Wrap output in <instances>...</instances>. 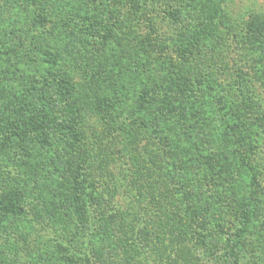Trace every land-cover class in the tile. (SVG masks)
Returning <instances> with one entry per match:
<instances>
[{"label": "rangeland", "instance_id": "1", "mask_svg": "<svg viewBox=\"0 0 264 264\" xmlns=\"http://www.w3.org/2000/svg\"><path fill=\"white\" fill-rule=\"evenodd\" d=\"M257 20L264 0H0V264H167L171 249L188 251L178 264H264ZM63 78L78 146L37 129L63 116ZM174 86L190 107L158 121L151 98ZM146 178L189 240L145 205Z\"/></svg>", "mask_w": 264, "mask_h": 264}, {"label": "trees", "instance_id": "2", "mask_svg": "<svg viewBox=\"0 0 264 264\" xmlns=\"http://www.w3.org/2000/svg\"><path fill=\"white\" fill-rule=\"evenodd\" d=\"M31 5L35 6L36 5V0H31ZM259 20H257L256 22H248L247 25V32L249 34L250 37V41L253 44L254 47L256 48H260L262 46H264V23L263 22H258ZM190 38L188 40H185V44L183 47H181V53L183 55V57H193L195 54L198 53L199 49L202 47L203 45V33L201 28H198L196 26H194L193 28H191L190 34H189ZM193 45H197V52H193L191 51L190 47ZM191 74V72L189 73V75ZM188 76L189 78L192 79V81L195 80L196 76ZM190 89H193L192 87ZM209 92V102H215V104H217L220 99L217 98L218 97V89H216L214 86H210L208 88ZM181 91H183V94H186V90H179L176 86L171 87V90L168 91H164V93L162 95H157L153 98H151V102L153 103L154 107V112L158 117V121H162L164 119L169 118L173 115H179L181 112L184 113L189 106L190 101L186 98V95L183 97L181 96ZM197 92L196 90H194V95L197 98L198 95H196ZM60 102V108L59 111L63 112V116H60V118L55 117L54 121L53 119L50 117V115H48V113L46 112V116L44 118H41L40 120L43 119L42 124H38L37 125V129H42V130H47V129H52L53 126L55 127V130L60 133L61 135H66L68 137H70L71 139H73L72 143L76 146H78V144L81 141V134L79 133L78 129H77V125L74 123L75 119L73 118L74 114L76 113V106L74 105V103H72V94H71V87L68 81H66V78H63L62 80V87L59 90V95H58ZM180 112V113H179ZM102 114V113H101ZM103 116V114H102ZM105 121H108L107 118H105ZM33 123L30 124L31 127L30 129L32 130L34 127V121H32ZM148 122L144 123L145 125ZM29 125V124H27ZM156 126V124H155ZM155 126L151 129V134L153 136H156V128ZM148 128V125H147ZM36 129V130H37ZM147 131V130H146ZM152 175L151 172L148 171L147 176ZM145 176V174L143 175V177ZM135 180H137V177L133 178ZM153 178H146L147 181V187H146V191L144 196L146 197V206L152 207L153 209L156 211H158V215L159 218L161 220V222H163L166 226H169L171 228H174L173 230H167L168 232L173 234V239L174 242L177 240L182 241V239L180 237H182V234L185 233V238H187L186 236V232L188 233V229H187V225L182 226L183 224V220L180 218L182 215H179L180 217H176V213H171L169 210H167V208L165 206H160L159 209H156V205L159 203L157 198H156V193H157V187L155 182L151 181ZM142 187V189H144L143 187V183H139ZM87 187H84V190H86ZM78 190H80V188H77ZM83 189V188H82ZM141 189V190H142ZM144 191V190H143ZM154 204H156L155 206H153ZM144 209V208H143ZM142 209V212H144L145 210ZM183 228H186L185 231H183ZM183 231V232H182ZM189 236V235H188ZM133 237L136 238V235ZM131 242V246L134 243V240ZM187 240H189V237L187 238ZM178 243V242H175ZM188 244V243H187ZM185 245V243H181V246L187 248L188 245ZM88 245V244H87ZM86 245V246H87ZM146 245V244H145ZM185 245V246H184ZM130 246V252L132 254V248ZM151 246V244L149 245ZM180 246V245H179ZM179 248V247H178ZM180 250V249H179ZM181 254H185L182 255L184 256V262L186 263H190V258L188 257V251L187 249H185V253L181 252L180 253L177 250H173L171 249L169 251V253L167 254V256H163V261L161 260L160 263H167V264H178L179 263V256ZM161 255V253H160ZM87 258V256H86ZM83 258L82 256H79L78 260H76L77 262H79L78 264H83V261L86 259ZM145 261V259H144ZM87 264V262L85 263Z\"/></svg>", "mask_w": 264, "mask_h": 264}]
</instances>
